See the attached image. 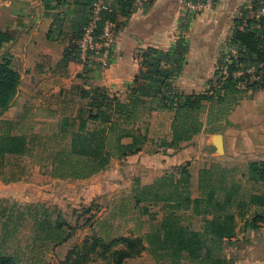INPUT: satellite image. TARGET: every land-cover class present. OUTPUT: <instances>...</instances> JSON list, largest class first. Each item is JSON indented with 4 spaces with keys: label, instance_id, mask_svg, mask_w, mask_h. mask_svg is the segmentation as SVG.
<instances>
[{
    "label": "trees",
    "instance_id": "trees-1",
    "mask_svg": "<svg viewBox=\"0 0 264 264\" xmlns=\"http://www.w3.org/2000/svg\"><path fill=\"white\" fill-rule=\"evenodd\" d=\"M134 1L116 0L113 13L104 14V19L114 23L118 12L129 17ZM260 3L261 0H255L252 18H243L237 25L231 47L238 56L220 66L216 73L218 88L213 87L208 93L186 95L174 86L176 70L166 69L165 64L182 67L184 57L180 53L187 52L182 44L178 45L179 54L161 55L154 49L143 54L142 70L126 101L104 88L82 90L80 96L88 104L80 109L76 119L67 118L60 123L58 135L54 136L59 141L50 156V177L58 181H85L106 171L113 161L137 155L149 145L155 154L176 152L203 132L220 134L230 127L229 117L241 102L264 90V19L256 17ZM87 21L80 29L78 41ZM13 40L9 33L0 32V120L13 104L21 83L14 68L15 58L6 49ZM77 43L74 49L78 57ZM245 73L257 80H247L243 86L247 78L251 79ZM154 112L171 115L169 137L150 138L146 121ZM2 124L5 128L0 129V180L17 182L21 179L7 178L5 160L31 157L36 137L15 134L16 123ZM125 139L131 143L124 144ZM196 188L195 197L189 165L172 169L150 185L135 179L126 200L132 210L152 220L157 217L152 210L158 208L162 214L158 225L141 237L122 238L111 244L102 237H93L91 246L85 242L81 249L76 246L70 251L64 264H87L88 254L97 249L110 253L112 258L107 264H125L143 253L157 264H233L224 256V244L240 234L264 228V161L250 162L244 173L238 167H206L199 172ZM126 200L122 202L123 209ZM27 220L33 226L34 245L55 248L73 238L74 229L64 215L46 205L18 211L3 208L0 247ZM194 220L201 223L198 231L192 228ZM0 264L18 262L14 255L0 251Z\"/></svg>",
    "mask_w": 264,
    "mask_h": 264
},
{
    "label": "crops",
    "instance_id": "crops-1",
    "mask_svg": "<svg viewBox=\"0 0 264 264\" xmlns=\"http://www.w3.org/2000/svg\"><path fill=\"white\" fill-rule=\"evenodd\" d=\"M94 1L0 0V32L14 39L6 49L14 56V68L21 78L15 100L0 124L50 125L58 135L60 123L76 119L87 106L88 101L80 96L82 90L104 88L126 101L142 70V56L149 49L166 55L179 54V44L185 47L187 52L180 53L184 57L181 68L165 64L166 69L176 70L172 82L181 93L199 94L217 87L216 73L226 63L237 25L243 18H252L255 5V0H215L211 9L195 13L183 0H135L129 17L116 14L115 43L104 68L83 61L74 49ZM160 120L152 134L154 122ZM229 122L231 126L222 133L203 132L179 151L155 154L149 145L137 155L113 161L106 171L88 180L74 182L96 185L90 189L97 192L105 190L106 184L115 189L131 182V188L135 179L150 185L172 169L189 165L194 188L202 169L228 160L235 161L233 167L244 173L250 162L264 161V90L241 102ZM146 123L150 138L169 137L170 114L154 112ZM216 135L222 136L221 150L214 144ZM50 170L49 166L47 176L52 179ZM111 174L116 180L99 183ZM7 175L9 178L10 173ZM18 182L0 180V189L13 191ZM231 243L240 253L237 264H264V228L240 234Z\"/></svg>",
    "mask_w": 264,
    "mask_h": 264
},
{
    "label": "rangeland",
    "instance_id": "rangeland-1",
    "mask_svg": "<svg viewBox=\"0 0 264 264\" xmlns=\"http://www.w3.org/2000/svg\"><path fill=\"white\" fill-rule=\"evenodd\" d=\"M249 74H253V71H249ZM249 74L245 73V76H251V79L247 78L243 86H246L247 80H252L251 82L257 80V77ZM211 90L203 93H208ZM204 118L206 119V117ZM147 120L149 121V119ZM158 122L162 121L154 122L152 134H154V130H157ZM3 127L5 128L1 123L0 129L2 130ZM55 131V128L50 125L38 128V126L28 123L25 126L17 127L15 134L27 133L36 137L35 148L31 157L5 160L7 174L10 173L9 177L20 178L21 182L14 184L13 191L5 192L0 189V194L3 196L0 197V212L3 208H14L18 211L30 206L46 205L51 210L59 211L64 215L66 222L74 229L73 238L62 247L34 245L33 226L27 220L17 228V232L4 245H1L0 251H3L5 255H14L18 264H64L72 247L78 246L77 248L81 249L85 242L90 245L93 237H102L107 244H111L122 238L141 237L158 225L162 219L158 208L152 210L154 214H157L156 219L152 220L149 216H141L130 207L126 198L131 193L129 187L131 182L121 184L115 189L107 188L106 184L104 185L105 190L101 189L97 192L90 189L96 185L48 178L47 172L52 149L59 141V139H54V135L57 134ZM232 161H222L219 164L233 167L235 161ZM113 174L98 182H113L116 180L115 177H112ZM133 178L136 177L131 179ZM196 187L197 184L193 189L195 197L198 195ZM124 200L127 201L125 209L122 205ZM2 223L3 221H1ZM192 228L200 230L201 223L194 220ZM234 244L231 242L224 244V256L233 264H237L241 258L240 253L235 250L237 247ZM118 248H122V245H119ZM111 258L110 253L97 249V251L88 254L86 261L87 264H107ZM125 264L157 263L147 253H143L139 257L126 261Z\"/></svg>",
    "mask_w": 264,
    "mask_h": 264
},
{
    "label": "built area",
    "instance_id": "built-area-1",
    "mask_svg": "<svg viewBox=\"0 0 264 264\" xmlns=\"http://www.w3.org/2000/svg\"><path fill=\"white\" fill-rule=\"evenodd\" d=\"M116 0H98L92 4L89 18L82 29V36L77 43L79 57L90 64L107 67L109 65L110 53L115 43L116 26L110 20L104 19V14L113 13V6ZM184 5L192 12L202 9H211L215 0H183ZM256 17L264 19V0H261L260 7L256 10ZM237 50L231 47L226 58V63L236 58ZM227 68L224 69L226 73Z\"/></svg>",
    "mask_w": 264,
    "mask_h": 264
},
{
    "label": "water",
    "instance_id": "water-1",
    "mask_svg": "<svg viewBox=\"0 0 264 264\" xmlns=\"http://www.w3.org/2000/svg\"><path fill=\"white\" fill-rule=\"evenodd\" d=\"M214 144L217 147V149L221 150L223 146L222 136L216 135L214 136Z\"/></svg>",
    "mask_w": 264,
    "mask_h": 264
}]
</instances>
